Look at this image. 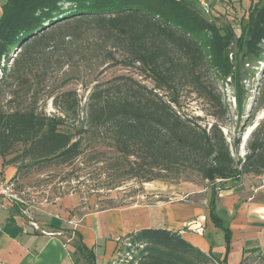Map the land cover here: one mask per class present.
Returning a JSON list of instances; mask_svg holds the SVG:
<instances>
[{
	"label": "trees",
	"instance_id": "obj_1",
	"mask_svg": "<svg viewBox=\"0 0 264 264\" xmlns=\"http://www.w3.org/2000/svg\"><path fill=\"white\" fill-rule=\"evenodd\" d=\"M234 42L241 53L260 54L264 2L249 10L247 23L237 35L233 28H220L201 17L189 0H8L0 16V88L18 49L15 72L30 57L51 48L66 51L71 61L84 56L88 61L102 59L137 68L153 87L126 76L105 88L96 85L87 99L86 121L74 127L73 134L62 130L67 125L68 102L59 109L61 116L42 115L36 109L9 113L1 107L0 156L6 158L22 147L7 163L28 158L26 168L65 166L82 158L90 142L106 135L119 155L109 164L117 182L180 180L188 172L195 173L212 186L210 217L225 233L224 260L163 228L128 234L120 240L119 254L126 264L226 263L232 235L216 214V183L264 172V122L252 133L249 153L237 160L220 124L230 112L229 105L203 77V70L208 69L217 81L230 80L243 111L246 93L240 65L230 59ZM182 87H192L212 104L214 122L209 128L199 123L200 118H186L177 110ZM164 93L172 96L166 100ZM262 109L264 84L248 118L253 120ZM94 159L102 162L99 157ZM21 171L18 167L16 176ZM77 250L85 254L88 264H95L94 252L82 242Z\"/></svg>",
	"mask_w": 264,
	"mask_h": 264
},
{
	"label": "rangeland",
	"instance_id": "obj_2",
	"mask_svg": "<svg viewBox=\"0 0 264 264\" xmlns=\"http://www.w3.org/2000/svg\"><path fill=\"white\" fill-rule=\"evenodd\" d=\"M196 12L209 22L220 28L231 27L237 35L241 27L247 23L251 8L264 0H216L212 3L210 12L201 9L198 0H189ZM232 54L230 59L240 65L241 80L246 93L243 101V111L240 112L234 87L227 82L217 81L211 70H203V77L207 84L213 86L229 105L230 112L222 121L221 127L231 150L237 160H244L249 153L248 144L253 131L264 122V109L260 110L255 118L251 115L255 107L262 84H264V42L261 52L244 53L236 49V42L231 43ZM21 49H18L10 59L8 76L0 88V108L6 112L26 111L36 109L39 114L46 116H61L60 108L67 107L69 114L67 125L63 132L73 134L77 127L87 118V99L90 92L98 84L107 87L119 82L122 76L132 77L149 88L153 83L140 75L137 68H126L114 62H103L102 59L88 61L86 57L76 56L72 61L63 50L55 52L49 49L36 57H30L29 62L20 71L13 70L15 60L19 58ZM10 73V74H9ZM1 74V72H0ZM5 78V77H4ZM168 100V93L163 94ZM79 102V103H78ZM79 104V105H78ZM177 110L186 118H200L199 123L210 127L214 119L211 113L215 110L205 98L201 97L192 87H182L179 90V105ZM238 148L235 144H238ZM23 151L18 147L15 152L6 158L0 156V166L3 169L12 167L16 172L22 168L19 175L14 173V185L18 194L30 204L56 203L58 199L71 198L78 201L79 206L74 209L79 214L89 211H102L112 207H124L135 204H151L157 200L175 202L202 203L205 205L212 186L202 180L197 174L188 172L180 180L168 179L143 183L139 179H128L117 182L116 174L110 169L111 163L119 158L112 146L109 136L96 142H90L86 147L85 155L70 165L58 166L46 164H30L28 158H22L16 164H9V160ZM99 157L102 162H96ZM132 159L131 161H133ZM111 162V163H110ZM33 164V163H32ZM14 172V171H13ZM264 174L254 175L256 177ZM115 180V181H114ZM230 182H218L216 187H223ZM118 185V186H117ZM193 195H189L192 194ZM75 246L81 244L75 234ZM80 253V252H79ZM77 254V253H76ZM85 255L80 253V256ZM223 264V262H214ZM109 264H126L121 254ZM241 264H264V252L252 254Z\"/></svg>",
	"mask_w": 264,
	"mask_h": 264
},
{
	"label": "crops",
	"instance_id": "obj_3",
	"mask_svg": "<svg viewBox=\"0 0 264 264\" xmlns=\"http://www.w3.org/2000/svg\"><path fill=\"white\" fill-rule=\"evenodd\" d=\"M7 1L0 0V16ZM15 172L12 167L3 169L1 165L0 181L12 180ZM258 186V177L245 175L240 181L218 188L216 214L232 235L228 260L223 264H241L252 254L264 252V190L255 193ZM211 199L212 189L205 205L159 199L151 204L79 214L74 211L79 204L73 197L58 199L53 204L5 198L0 210V264H88L86 256H80L74 238H70L72 234L81 236L82 244L94 252L95 264H109L118 258L121 239L147 228L176 232L205 254L223 261L225 233L215 227L210 217ZM28 208L30 217L24 213ZM31 220L43 230L61 235L36 231Z\"/></svg>",
	"mask_w": 264,
	"mask_h": 264
},
{
	"label": "built area",
	"instance_id": "obj_4",
	"mask_svg": "<svg viewBox=\"0 0 264 264\" xmlns=\"http://www.w3.org/2000/svg\"><path fill=\"white\" fill-rule=\"evenodd\" d=\"M216 0H198V3L201 7L202 10H204L206 13L210 12L211 10V6H212V2H214ZM258 181H259V186L258 188L255 190V193H257L258 191L264 190V174L258 176ZM5 198H9L12 201H17V202H21V203H27V201H25L26 199L21 197L17 191H16V187L14 185V182L12 180H1L0 181V210L2 207V200ZM25 199V200H24ZM26 214V216L30 217V211L29 208L25 210L24 212ZM30 225L36 230V231H40L42 234L45 235H61V233H56V232H48L46 230H43L40 225L34 221L31 220Z\"/></svg>",
	"mask_w": 264,
	"mask_h": 264
}]
</instances>
